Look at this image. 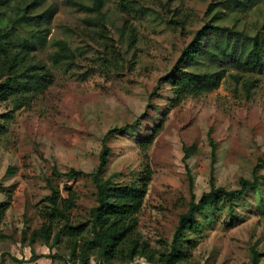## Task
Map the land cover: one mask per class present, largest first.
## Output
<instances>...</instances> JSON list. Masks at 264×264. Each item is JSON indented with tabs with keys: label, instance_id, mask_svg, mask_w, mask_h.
<instances>
[{
	"label": "rangeland",
	"instance_id": "374dc122",
	"mask_svg": "<svg viewBox=\"0 0 264 264\" xmlns=\"http://www.w3.org/2000/svg\"><path fill=\"white\" fill-rule=\"evenodd\" d=\"M71 2L36 0L33 6L35 12L50 11L48 40L67 41L75 59L71 66L52 67L47 60L52 49L37 54L51 70L53 83L16 111L0 136V202L7 201L5 194L10 196L0 227V264H13L11 257L28 260L32 253L39 256L38 264H65L56 258L67 256L63 248L52 250L39 239L30 243V234L43 222L39 210L50 195L52 169L90 173L106 145L110 155L102 177L129 184L141 169L138 143L166 111L161 131L146 150L152 177L137 217L138 232L151 248L171 241L178 216L187 211L191 196L198 200L209 191L211 178L215 187L235 190L240 178L252 179L253 169L264 175V68L240 76L223 64L225 76L210 93L169 107V81L149 99L157 81L205 24L264 37V0H251L243 11L215 4L216 10L208 13L215 0H104L100 16L74 4L91 6V0ZM171 20L183 28L168 25ZM198 62L185 70L215 68L209 61ZM246 78L255 82L249 97L241 88ZM9 108L0 103V120ZM121 127L122 132L104 141L107 131ZM209 139L215 144L214 157ZM191 145L187 172L183 148ZM53 184L63 196L64 187L77 195L70 221H86L95 205L92 181L61 176ZM198 220L200 232L185 235L195 242L191 257L179 264H252V249L264 253V181L232 205L217 204ZM53 254L55 260L50 259ZM91 264L99 263L92 258ZM130 264L147 263L135 259Z\"/></svg>",
	"mask_w": 264,
	"mask_h": 264
},
{
	"label": "trees",
	"instance_id": "16d2710c",
	"mask_svg": "<svg viewBox=\"0 0 264 264\" xmlns=\"http://www.w3.org/2000/svg\"><path fill=\"white\" fill-rule=\"evenodd\" d=\"M91 1V6L74 4L84 12L100 16L104 0ZM67 2L72 3L71 0ZM34 4L36 0H0V103L11 107L0 120V136L7 132L6 124L13 119V114L28 106L34 95L41 94L53 83L51 70L37 59V54L52 49L47 55L52 67H68L74 63L75 55L67 41H50L47 38L49 29L46 25L50 21V11L35 12ZM215 4L225 10L243 11L248 9L251 0H215L214 4H209L206 12L215 11ZM172 23L183 28L181 22H167L168 25ZM103 48L109 49L107 45ZM199 59L213 63L215 68L207 71L185 70L189 64H199ZM115 61L113 52H110L109 62ZM223 64L240 76L260 73L264 68V37L260 34L250 37L226 26L205 24L182 49L169 72L157 81L149 99L157 95L164 82L169 81L172 82L173 92L169 107L178 106L186 98L210 93L220 86L225 76ZM254 84L251 78L242 82L241 88L246 97L250 96ZM166 113L149 135L138 143L142 151L141 169L129 184L115 183L112 178L102 177L110 155L106 145L102 146L98 165L90 173L69 170L61 174L53 168L51 178L47 179L50 195L39 210L43 222L39 230L30 234V243L39 239L45 245L50 243L52 250L63 248L67 252L66 257H56L55 254L49 257L51 260L61 258L65 264H91L92 258L99 264H130L135 259H143L147 264H179L187 261L195 242L187 240L185 235L200 232L198 216L222 202L232 205L249 190L257 189L264 181V175H256V169H253L252 179L240 178L235 190L215 187L211 178L209 191L198 200L191 196L187 211L178 216L171 241L162 243L160 249L151 248L138 232L137 217L152 177L146 150L161 131ZM123 130L124 127L107 131L104 141ZM209 142L214 157L215 144L210 139ZM193 150L194 145L183 148L182 161L187 172L186 161ZM61 176L71 179L85 176L92 181L95 205L89 210L86 221H70V214L76 208L77 195L69 187H64L65 195H62L59 186L53 184L54 178ZM189 178L192 180L191 174ZM5 196L7 201L0 202V227L9 209L10 196ZM262 257L264 253L251 250L252 264H259ZM38 259L35 253L28 260L11 257L13 264H38Z\"/></svg>",
	"mask_w": 264,
	"mask_h": 264
}]
</instances>
